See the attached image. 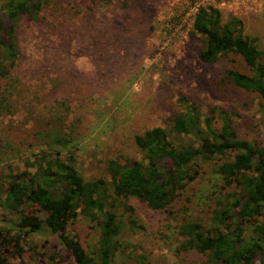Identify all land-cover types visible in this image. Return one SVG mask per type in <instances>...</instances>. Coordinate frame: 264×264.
<instances>
[{"label": "rangeland", "instance_id": "rangeland-1", "mask_svg": "<svg viewBox=\"0 0 264 264\" xmlns=\"http://www.w3.org/2000/svg\"><path fill=\"white\" fill-rule=\"evenodd\" d=\"M108 1L49 0L37 19L19 21L18 65L10 80L0 81L2 90L10 87L11 104L8 111L0 109V173L8 165L24 170L26 159L47 149L51 136L68 135L74 145L65 151L74 154L85 179L105 176L109 160L141 158L137 134L168 128L172 116L193 105L203 116L216 107L235 110L242 139L264 138V104L226 78L227 70L251 74V69L235 54L217 64L203 62L202 41L192 35L197 10L216 7L224 22L242 20L264 62V0ZM173 140L200 144L190 135ZM214 165L202 164L201 175L170 209L173 215L130 199L126 204L135 209L137 228L125 231L114 264H205L203 255L178 250L177 229L185 219L211 224L220 187ZM14 219L0 208V229H15ZM69 234L91 255L97 252L96 223L79 217ZM60 246L58 235L45 226L23 238L26 250L36 247L47 257ZM61 252V264H73Z\"/></svg>", "mask_w": 264, "mask_h": 264}, {"label": "trees", "instance_id": "trees-1", "mask_svg": "<svg viewBox=\"0 0 264 264\" xmlns=\"http://www.w3.org/2000/svg\"><path fill=\"white\" fill-rule=\"evenodd\" d=\"M48 1L0 0L1 82L10 80L18 65L19 21L24 16L37 19ZM192 35L202 41L200 59L205 63L217 64L230 54L241 56L251 74L227 70L226 78L258 95L264 104L262 52L245 34L241 19L224 22L220 9L201 7L194 16ZM9 96L10 87H1L2 111L11 109ZM237 115L235 110L216 107L203 116L193 105L172 116L168 128L155 127L135 136L140 159L120 155L108 161L105 176L93 179H85L74 154L65 151L74 145L71 137L51 136L47 149L26 159L24 170L11 165L1 170L0 208L15 218V229H0V264H61L62 250L73 264H114L125 231L137 228L135 209L126 203L135 198L153 211L173 215L170 209L201 175L202 164L214 162L220 187L212 222L183 220L177 229L178 250L203 255L205 264H264V138L242 139L233 120ZM174 135L193 136L200 144L177 145ZM79 217L100 227L99 247L93 255L77 235L69 234ZM43 226L61 242L49 257L36 247H23V238L39 233Z\"/></svg>", "mask_w": 264, "mask_h": 264}]
</instances>
